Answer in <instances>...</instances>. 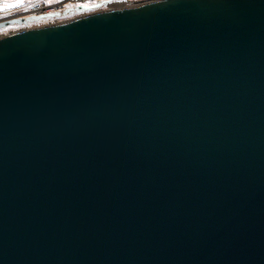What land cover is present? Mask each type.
Instances as JSON below:
<instances>
[{
    "label": "water",
    "instance_id": "95a60500",
    "mask_svg": "<svg viewBox=\"0 0 264 264\" xmlns=\"http://www.w3.org/2000/svg\"><path fill=\"white\" fill-rule=\"evenodd\" d=\"M101 5L0 19V264H264V0Z\"/></svg>",
    "mask_w": 264,
    "mask_h": 264
},
{
    "label": "built area",
    "instance_id": "2783aa9c",
    "mask_svg": "<svg viewBox=\"0 0 264 264\" xmlns=\"http://www.w3.org/2000/svg\"><path fill=\"white\" fill-rule=\"evenodd\" d=\"M154 1H159V0H61L56 3H46L42 1V2L33 4V6L28 7L25 10H21L20 12L15 13L13 17L26 18V17L39 16V15H44V14H52V13H58V12L61 13V12H64L69 7L87 6V5L97 4V3H102L103 5L97 8L96 11H110V10H115V9L134 7L137 5L146 4V3H150ZM72 16L76 17L78 16V14H74V15L67 14L66 16H62L59 19H64V18L71 19L73 18ZM52 24H55V23H52Z\"/></svg>",
    "mask_w": 264,
    "mask_h": 264
},
{
    "label": "crops",
    "instance_id": "0c3cea01",
    "mask_svg": "<svg viewBox=\"0 0 264 264\" xmlns=\"http://www.w3.org/2000/svg\"><path fill=\"white\" fill-rule=\"evenodd\" d=\"M25 1H28V0H25ZM42 1L46 3H56L61 0H30L27 3L28 4L30 3V5H33L35 3L42 2ZM19 2H24V0H0V11H1L0 19L13 17L14 15L13 13H17L19 12V10L20 11L25 10V8H23V5H21ZM8 14H11V15H8Z\"/></svg>",
    "mask_w": 264,
    "mask_h": 264
},
{
    "label": "bare ground",
    "instance_id": "6f19581e",
    "mask_svg": "<svg viewBox=\"0 0 264 264\" xmlns=\"http://www.w3.org/2000/svg\"><path fill=\"white\" fill-rule=\"evenodd\" d=\"M74 7V6H73ZM73 7H71V8H73ZM20 12V11H19ZM72 14V13H71ZM88 14V13H87ZM73 15H74V13H73ZM84 15H86V14H83V15H80V17L81 16H84ZM69 16H71V15H69ZM73 18H71V19H74V18H76V17H78V16H76V17H74V16H72ZM59 18H61V16H59V17H54V18H43V19H41V20H39V21H34V22H32V23H26L25 25L27 26L28 24H31V25H33V27L32 28H35V27H40V26H43V25H49V24H52V23H57V22H60V21H67V20H70V19H67V18H64V19H59ZM69 18V17H68ZM25 25H23V26H25ZM23 26H14V27H12V28H9L8 30H5V31H3L2 33H1V35H4V34H8V33H13V32H15V31H17V30H20V29H24L23 28ZM25 29H28V28H25ZM13 30V31H12Z\"/></svg>",
    "mask_w": 264,
    "mask_h": 264
},
{
    "label": "rangeland",
    "instance_id": "374dc122",
    "mask_svg": "<svg viewBox=\"0 0 264 264\" xmlns=\"http://www.w3.org/2000/svg\"><path fill=\"white\" fill-rule=\"evenodd\" d=\"M28 1H30V0H28ZM28 1H25L24 0V2H19L21 5H23V8H28V7H31V6H33V5H30V3L28 4L27 2ZM19 7H21V6H19ZM18 7V8H19ZM22 9V8H21ZM20 11V10H19ZM0 14H1V11H0ZM13 14H15V13H13ZM12 14V15H13ZM86 14V13H85ZM8 15H11V14H8ZM33 27V25H31V24H28L27 26L25 25V26H23V28H28V29H30V28H32ZM9 28H12V27H7L6 29H2V30H0V36H1V33L3 32V31H5V30H8ZM13 31V30H12Z\"/></svg>",
    "mask_w": 264,
    "mask_h": 264
}]
</instances>
